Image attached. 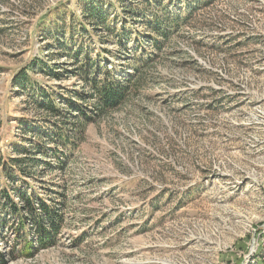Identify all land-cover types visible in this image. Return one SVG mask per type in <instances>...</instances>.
Returning a JSON list of instances; mask_svg holds the SVG:
<instances>
[{
  "label": "rangeland",
  "instance_id": "1",
  "mask_svg": "<svg viewBox=\"0 0 264 264\" xmlns=\"http://www.w3.org/2000/svg\"><path fill=\"white\" fill-rule=\"evenodd\" d=\"M99 5L143 35L152 14L185 20L132 95L100 115L79 102L81 117L59 100L81 89L77 50L116 80L135 54L83 14ZM36 60L59 67L27 77L60 115L10 85ZM18 180L62 221L55 246L7 264H264V0H0V191L25 206ZM10 208L0 195L4 255Z\"/></svg>",
  "mask_w": 264,
  "mask_h": 264
},
{
  "label": "trees",
  "instance_id": "2",
  "mask_svg": "<svg viewBox=\"0 0 264 264\" xmlns=\"http://www.w3.org/2000/svg\"><path fill=\"white\" fill-rule=\"evenodd\" d=\"M152 1L156 3L157 0H146V2L150 3ZM121 7L124 9L122 5ZM86 8L87 6L84 7L85 12L83 14L88 15L92 19L94 26L103 28L110 36L115 38L114 41L118 46V51L125 54L129 49L127 48V42L131 41L135 43L133 48L135 54H133L131 58L126 56L125 60L119 65L121 68L123 67L124 76L121 77H123L124 80L121 78L116 80L114 74L105 68V65L108 62L103 60L102 62L92 63V59L87 56H83L81 54V50H77V52L72 57L78 62L83 61L84 66L76 68L75 64L74 75L81 80L82 85L84 84L88 86L87 89L89 94H86V92L82 91L83 87L81 85V89L78 92L73 91L70 94L73 98H65L60 96L59 100L67 109V111L77 112L81 117L85 116V112L82 106L78 104L79 102L89 103L88 99L91 98L92 104H90V112L93 113V115H100L118 107L130 95H132L138 89V86H140V84L143 82L144 75L152 63L151 58L153 55H155L154 53L160 50L163 44L170 41L169 36L174 31L179 29L178 27H180L181 23L185 20V18H183L180 13L170 17L165 12V10L162 16H156L155 14H152L151 19L145 22V28L148 34L143 35L133 30H125V22H121L117 15L113 16V19L116 21L114 25L112 23L109 25L106 19L107 12L104 9L105 7L99 5L90 10H86ZM193 10L194 8L192 4L187 2L185 4V13L187 16H190ZM134 15H136V17L143 16V14H136V12ZM131 37H133L132 40H130ZM147 41L149 43H147ZM141 42L147 43L146 45L149 46L150 49H144ZM59 46L63 48V45L59 44ZM99 59L100 56L98 60ZM77 65L79 66V64ZM102 66H104L105 69L103 74L100 72V70L103 68ZM29 70H40L46 75L57 78V73H59L57 71H59V67L49 66V64L42 60H36L26 69L17 71L13 75L10 85L14 89L18 90L19 93H22V96L27 94L30 97V94H33V103L35 100L39 108H43L51 112V116L53 114L55 116L60 115V110L55 105V103L50 100L51 94L46 93L39 87H36L35 83L28 82L27 72ZM95 74H99L100 76H93ZM27 86L28 89H26ZM63 98H65L64 101ZM82 122L85 123L84 120H82ZM78 123L80 124V122ZM40 131L41 130L38 131V134ZM60 138H63L64 141H66V134L63 136L57 135L56 141H59ZM56 160L59 164L60 160L57 158ZM11 163L17 162L15 159H13ZM18 173L20 172L18 171ZM5 178H7V176ZM9 178L11 179L12 176H9ZM18 181L19 191L17 192L16 196L18 199H22L26 203L25 206H21L16 198L15 199L17 200V203L13 201L14 194L11 190V187L5 186L0 191L2 199L5 202L10 203V216L12 215L16 218L14 221V227L11 229V246L8 248L5 255L0 252V264H7L8 260L14 257L17 258L22 256L25 258H31L36 253L37 249H46L55 246V236L59 233L61 227L62 216L60 212L50 206V204L47 202H44L43 199H39L38 202L31 203L32 196L29 191H27V184L22 182V180ZM23 208L25 210H29L32 215L33 223H31V231H33V236L30 235V227L27 221L28 217L27 215H24L22 210ZM5 224L6 220H3L0 224V227L3 228Z\"/></svg>",
  "mask_w": 264,
  "mask_h": 264
}]
</instances>
